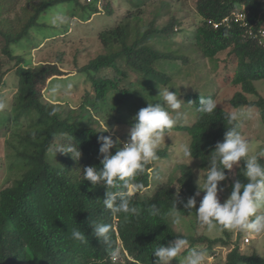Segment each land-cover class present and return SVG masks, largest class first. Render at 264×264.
Returning <instances> with one entry per match:
<instances>
[{"label":"trees","instance_id":"trees-1","mask_svg":"<svg viewBox=\"0 0 264 264\" xmlns=\"http://www.w3.org/2000/svg\"><path fill=\"white\" fill-rule=\"evenodd\" d=\"M99 1L90 0L89 3L82 4L80 0H39L34 4L33 0H30L26 8L31 10L32 14L26 24L16 33L0 30L4 41L2 46L0 44V88L9 72L4 70L5 62L2 58L7 57L16 61L18 80L10 110L11 119H16L15 126L21 116L29 121L26 130L12 131L8 140L12 150L10 170H16L19 175L10 187L0 191V264H14L17 261L22 264H154L156 258L152 255V250L159 244L168 246L169 242L178 236L188 239L189 247L204 243L209 250L222 242L205 236L194 238L182 235L171 222L169 213L175 210L174 198L181 215L196 217L195 209L186 210L183 207L188 198L198 192L194 172L189 166H180L178 190L172 187V183H166L158 185V190L153 194L143 195V191L153 183V162L167 158L166 150L159 149L158 159L149 164L133 181L144 186V190L137 192L132 198V204L137 208L136 214H112L103 204L106 187L93 186L90 181L83 179L85 167L102 168L98 142L100 134L95 127V116L101 113L104 106L109 108L111 113H117L118 106H109L110 99L140 110L147 106L144 101L148 98H154V102H162V97L159 96L157 100L154 94L163 91L165 87H173L175 75L183 72L191 75L187 66L190 60L196 63L194 60L188 57L176 58L171 52L156 50L154 44L151 45L156 37L166 38L175 32V18L173 22L161 27L155 26V21L142 25V22H132V18L141 16L142 10H128L127 15L116 25L99 32L102 53L88 64L76 66L79 72L77 75H85L92 86V90L85 92V100L80 106L90 112L89 116H83L88 123L86 125L74 120V110H70L72 116L64 115L60 104L43 101L39 89L40 82L58 77L54 78L57 80L49 81L46 89L51 84L60 87L67 82L60 77L67 76L69 79V74L53 63L31 67V59L25 57L26 50L14 51L13 46L24 42L30 31L40 25L39 22L44 23L42 26L46 25L44 17L53 7L68 6L72 11L75 6L83 5L81 7L84 13L81 14V19L88 22L96 15L102 14L97 5ZM104 1L105 6L102 8L107 9L109 15L112 14L110 4L107 0ZM146 1L143 0L138 6H142ZM10 3L12 0H0L1 23L9 22L2 18V11L10 6ZM241 5L246 7L250 24L264 27V0H197L196 11L202 19V25L198 26L193 34V45L200 58L215 63V70V58L218 54L229 50V54L235 56L237 67L232 83L240 90L235 93L231 104L235 108L257 109L264 122V97L255 85L256 82L264 80V48L244 38V30L238 24H233L231 28L214 29L206 22L219 21L233 10L240 9ZM76 14L72 13L74 17ZM65 28L53 38L67 35L70 26ZM226 31L227 36L224 35ZM46 39L48 38L44 40ZM36 48H30L29 56ZM179 60L181 64L177 63ZM162 65L167 67H161ZM201 75L208 78L212 74ZM131 76L137 79L135 83L130 82ZM173 91L175 92V89ZM200 96L214 99L211 94L199 92L187 95L185 102L188 109L196 115V119L190 126L177 125L176 130L190 135L193 157L204 162L206 172L216 143L223 140L230 127L236 126L241 134L242 128L237 118L235 121L229 119L234 114L219 106L211 114L197 112ZM251 97H257V100L252 101ZM80 118L76 116V119ZM54 137L55 144L57 141H60L59 144L67 143L68 140L76 142L82 153L80 159L75 160L71 154L61 153L56 158L49 157V148ZM121 146L123 145H117ZM116 150V147L110 149L113 154ZM241 162V167L244 168L245 162ZM260 163L264 164V161ZM231 171L232 169H225L226 176H229ZM236 180L245 184L249 182L243 174L237 176ZM233 184L229 185V195ZM196 199L198 208L201 199L199 196ZM152 203L160 208V216L149 215L148 206ZM91 219L112 225L110 246L101 243L92 234L89 224ZM76 227H80L84 232L88 243L82 244L70 239L71 230ZM241 235L242 232L239 237ZM119 240L133 260L124 256L123 249L120 254L124 260L118 262L111 256V251L119 248ZM240 263L264 264V257L258 254L244 255L236 245L227 255L226 264Z\"/></svg>","mask_w":264,"mask_h":264},{"label":"rangeland","instance_id":"rangeland-1","mask_svg":"<svg viewBox=\"0 0 264 264\" xmlns=\"http://www.w3.org/2000/svg\"><path fill=\"white\" fill-rule=\"evenodd\" d=\"M29 1L30 0H12L10 6H7L5 10L2 11V18L9 22H0V30L9 31L10 33H16L20 30L32 14L30 12L31 10L26 8ZM38 1L39 0H33V3L35 4ZM80 2L85 4V2L88 1L80 0ZM105 2L102 4V7L105 6ZM196 2L197 0H147L139 7L138 5L143 3V0H107V3L110 4L109 7L112 14L109 15L108 10L102 8L100 9L102 10V14L96 15L88 22L81 19V14L84 13L81 7L83 5L80 4L81 6H75L72 8V11L69 10L68 6L61 8L60 5L58 7H53L49 10L50 12L45 15L44 19L46 25L42 26L44 23L41 24V22H39L40 25L35 26L30 31L27 37L28 39L26 38L24 42L14 45L13 49L14 51L26 50L25 57L31 59V67L53 63L57 64L63 72L69 74V79H67V76L60 77V79L67 81L63 83L62 86L57 87L54 86L55 84H51L46 89V85L49 81L58 78L53 77L52 79L47 78L42 80L39 84V89L44 102L60 104L61 112L64 115L72 116L71 114L73 113H71L70 110H74V120L80 124L86 125L88 123L83 119V116H89L90 112L80 106L85 100V92L92 90V86L85 75H77L79 72L76 70V66H84L102 53V45L98 39L99 32L116 25L127 15L128 10L136 12L142 10L143 13L141 16L138 15L132 18V22H142V25L144 23V25H148L155 21V26L161 27L168 22H173L175 18V20H177L175 25L176 28L174 29L175 32L166 38H162V36L156 37L151 45L154 44L155 48H157L156 50L159 49L165 53L171 52L176 58L182 59L188 57L196 63L191 62L189 59L190 63L187 67L190 69L191 75H187L186 72L175 75L173 77V88L165 87L163 90L169 89V91L173 92L174 88L177 89L178 98L182 100L183 103H185L187 95L195 92L213 95L217 105L225 111L234 114L237 121L241 124L242 135L250 142V155L264 152V122L261 119L259 111L255 108H235L231 104V100L235 93L240 90V88L235 87L232 83L233 75L237 67L235 56L229 54V50L218 54L215 58L217 63L216 71L214 68L215 63H211V61L206 59L204 60L200 58V55L196 54L198 52L194 49L193 34L196 28L202 25V19L196 11ZM73 12L77 13L75 17L72 15ZM68 25L70 29L67 35L53 38L55 34L62 33L65 26L67 27ZM45 38L48 39L44 40ZM3 43L4 41L0 36L1 46ZM32 46L37 48L31 51L29 56L28 52ZM2 58L5 62L4 70H9V72L5 77L4 85L0 88V101L6 104V108L0 111V191L10 187L19 175L16 170H10L12 150L8 145V140H10L11 134L13 133L12 131H24L29 124V121L25 120L24 116L17 119L20 121L16 126L14 124V122H16L15 116V120L11 119L10 110L14 95L17 91L18 82L16 76V61L10 60L7 57ZM177 63L181 64V60ZM201 63L204 68L200 66ZM161 67L166 68L167 66L162 65ZM203 73H211L212 75L205 78L201 75ZM218 73L221 74L218 75ZM74 77H76L77 80H75ZM136 80L134 76H131L130 82L135 83ZM69 85H71V87H69ZM255 85L264 97V80L256 82ZM154 95L155 98L159 100L158 94ZM250 99L254 101L257 100V97H251ZM153 101L154 98H148L144 101V104L147 105L149 102L152 103ZM134 102L141 103L137 101ZM123 104H120V102L115 99H110L109 106H118L116 114L111 113L109 108L106 109V106H104L101 113L96 116L93 112L97 120L95 127L100 136H111L113 140H117L118 138L121 142L128 139L129 130L134 123L133 117L139 110H137L136 107L134 108L129 105L125 106ZM179 111L184 114L183 117L179 119L181 125H192L194 123L196 115L192 111L183 105ZM170 112L173 116L176 115L171 109ZM76 116H80L81 118L76 119ZM105 125L108 131H103ZM59 142L60 141H57L56 144H59ZM120 144L123 145L122 143ZM189 145L190 138L182 131L179 132L175 130L164 134L158 150H166L168 157L153 162V170L152 172L150 171L153 176V183L150 188L143 191V195L153 194L158 190V185L166 183H172V187L178 190L177 180L181 173L180 166L184 164L193 170L195 185L200 193L199 198L202 200L204 192L200 190L198 180L202 187L203 178L206 173L205 165L201 160L193 158L190 162L183 156L184 146ZM59 154L60 153H57L56 157H58ZM51 156L50 154L49 157ZM262 160L264 161V156L260 157V161ZM241 165V161L239 166L234 165L227 179L220 182V186L224 188L222 192L218 193L221 202L229 196V185L236 181L237 176L239 177L243 174ZM173 226L176 231L182 235L194 236V238L205 236L212 240L219 239L222 241L213 246L212 250H209L207 244L204 243L197 246V248L206 249L209 253L205 264H226L227 255L236 245L239 246L241 253L244 255L258 254L264 256V234L255 235L242 233L241 237H239L240 232L235 230L214 231L209 233L205 227L200 226L196 217L191 218L183 215L181 223L178 225L173 224ZM118 246L121 252L123 245L120 240L118 241ZM181 258L182 257L173 259L171 264H179ZM115 259H117L118 262L124 260L122 254ZM128 259L133 260L131 256ZM14 264L22 263L17 261Z\"/></svg>","mask_w":264,"mask_h":264},{"label":"clouds","instance_id":"clouds-1","mask_svg":"<svg viewBox=\"0 0 264 264\" xmlns=\"http://www.w3.org/2000/svg\"><path fill=\"white\" fill-rule=\"evenodd\" d=\"M104 2V0H100L97 4L98 7L102 9ZM224 35L227 36L228 32L226 31ZM158 96L162 97V102H149L133 117L134 123L126 141L121 142L118 138L113 140L111 136L98 137L102 168L88 166L83 170V179L90 181L93 186L103 185L106 187V198L103 199V204L114 215L137 213V208L132 204V198L137 192L143 191L144 186L133 181L138 174L145 171L149 164L158 159L157 151L165 131L173 132L177 125H181L179 119L184 114L179 110L182 105L188 109L186 102L183 103L178 98L177 89L175 92L169 91V89L160 90ZM217 106L213 98L200 96L199 106L196 110L201 114H211L217 109ZM5 108L6 104L0 101V111ZM170 109L176 113L175 116L171 114ZM189 110L191 111V109ZM229 119L235 121L236 116L231 115ZM103 131H108L106 125ZM184 133L191 140L190 135L187 132ZM120 143L123 146L117 147ZM114 147L117 148L115 154L110 151ZM250 151L249 140L237 130L236 126L230 127L225 132L223 140L215 145L202 187L198 180L199 188L204 192L199 207H196V197L199 196V192L189 197L183 205L186 210L195 209L197 222L209 233L235 230L255 235L264 234V211H262L264 210V164L260 163V157L264 156V152L250 155ZM49 153L53 157H56L57 153L71 154L75 160H79L82 155L76 142L68 140L64 144H55V137L49 148ZM183 156L190 162L193 160L190 145L184 146ZM241 160L245 162L242 169L243 175L248 178L249 182L245 184L236 180L232 185L230 195L221 202L218 193L224 190L220 186V182L227 179L225 169L231 170L234 165L239 166ZM174 209L169 215L172 217V223L178 225L181 223L182 215L181 211L177 209L175 198ZM148 211L152 217L161 215L160 208L154 203L148 206ZM189 215H191V211ZM89 224L92 234L101 243L110 246L112 225L92 219ZM70 239L82 244L88 243L80 227L71 230ZM110 254L115 259L120 256V250L117 248ZM123 254L127 259L130 258L125 250ZM152 255L156 258L154 264H171V261L178 257H182L179 264H205L209 253L206 249L189 247L188 239L178 236L174 241L169 242L168 246L159 244L152 250Z\"/></svg>","mask_w":264,"mask_h":264},{"label":"built area","instance_id":"built-area-1","mask_svg":"<svg viewBox=\"0 0 264 264\" xmlns=\"http://www.w3.org/2000/svg\"><path fill=\"white\" fill-rule=\"evenodd\" d=\"M207 22L214 29H220L222 27L231 28L233 24H238L244 30V38L250 39L264 48V27H258L255 23H249L248 12L244 5H241L240 9L233 10L229 15L219 21L207 20Z\"/></svg>","mask_w":264,"mask_h":264}]
</instances>
